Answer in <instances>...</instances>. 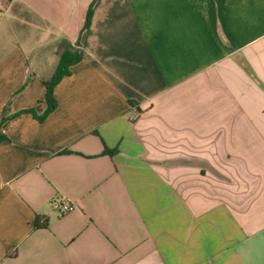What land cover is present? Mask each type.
<instances>
[{"label":"crops","instance_id":"obj_1","mask_svg":"<svg viewBox=\"0 0 264 264\" xmlns=\"http://www.w3.org/2000/svg\"><path fill=\"white\" fill-rule=\"evenodd\" d=\"M93 1L0 0V264H264V0Z\"/></svg>","mask_w":264,"mask_h":264},{"label":"trees","instance_id":"obj_2","mask_svg":"<svg viewBox=\"0 0 264 264\" xmlns=\"http://www.w3.org/2000/svg\"><path fill=\"white\" fill-rule=\"evenodd\" d=\"M96 0L93 1L92 5L90 6L86 23L84 25L83 31L88 30L91 26L92 17H93V7L95 5ZM82 60V56L80 55L79 51L73 49L67 45V48H62V52L60 54V59L58 66L56 68L55 73L53 76L48 80L44 81V85L46 88L45 100L47 104V111L43 115V117H39L40 121H43L49 114H51L56 106L57 102L54 96L56 86L62 81V79L66 76L71 74V67L78 64ZM5 137L0 133V143L5 141ZM36 228H47L48 227V219L44 218L43 222L40 223L39 219L35 221Z\"/></svg>","mask_w":264,"mask_h":264},{"label":"rangeland","instance_id":"obj_3","mask_svg":"<svg viewBox=\"0 0 264 264\" xmlns=\"http://www.w3.org/2000/svg\"><path fill=\"white\" fill-rule=\"evenodd\" d=\"M40 28H42V25L40 24V23H36ZM26 30H27V32L29 33V34H32V35H34L35 33H37L38 31L35 29V26L33 25V26H27V28H26ZM43 43V42H42ZM30 44V43H29ZM33 44H35V41H34V43ZM43 44H45V43H43ZM49 48V47H48ZM46 49V55H45V57L47 58V59H49L50 60V62L52 61V59H51V54H50V52L51 51H53V48H51V49ZM59 63V62H58Z\"/></svg>","mask_w":264,"mask_h":264},{"label":"built area","instance_id":"obj_4","mask_svg":"<svg viewBox=\"0 0 264 264\" xmlns=\"http://www.w3.org/2000/svg\"><path fill=\"white\" fill-rule=\"evenodd\" d=\"M59 208H60L61 212L64 214V213L70 212L74 207L72 205L65 204V205L59 206Z\"/></svg>","mask_w":264,"mask_h":264}]
</instances>
